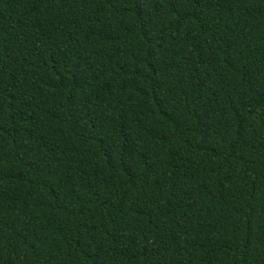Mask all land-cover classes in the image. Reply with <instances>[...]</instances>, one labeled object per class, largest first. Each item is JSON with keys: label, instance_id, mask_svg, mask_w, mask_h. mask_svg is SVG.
<instances>
[{"label": "trees", "instance_id": "trees-1", "mask_svg": "<svg viewBox=\"0 0 264 264\" xmlns=\"http://www.w3.org/2000/svg\"><path fill=\"white\" fill-rule=\"evenodd\" d=\"M0 264H264V0H0Z\"/></svg>", "mask_w": 264, "mask_h": 264}]
</instances>
